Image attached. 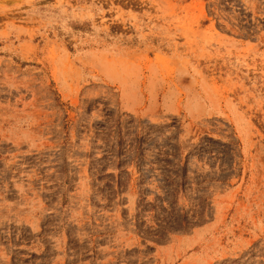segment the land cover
I'll list each match as a JSON object with an SVG mask.
<instances>
[{
	"label": "rangeland",
	"instance_id": "obj_1",
	"mask_svg": "<svg viewBox=\"0 0 264 264\" xmlns=\"http://www.w3.org/2000/svg\"><path fill=\"white\" fill-rule=\"evenodd\" d=\"M0 264H264V0H0Z\"/></svg>",
	"mask_w": 264,
	"mask_h": 264
}]
</instances>
